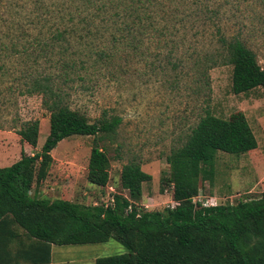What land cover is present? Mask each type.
Segmentation results:
<instances>
[{
    "label": "trees",
    "instance_id": "obj_1",
    "mask_svg": "<svg viewBox=\"0 0 264 264\" xmlns=\"http://www.w3.org/2000/svg\"><path fill=\"white\" fill-rule=\"evenodd\" d=\"M4 1L0 82L4 79L5 98L15 92L41 95L49 131L39 151L21 150L16 161L0 166V264H48L52 245L108 239L127 252L96 257L92 264H264V193L233 204L192 200L199 181H211L217 151L235 154L256 145L242 111L226 118L210 113L208 70L230 65L233 94L254 87L264 92V68L249 42L264 34V0ZM15 8L19 15L11 12ZM229 24L233 31L226 29ZM133 57L163 61L157 65L169 72V87L195 103L193 125L165 156L170 169L159 189L170 188L173 204L139 205L142 183L150 176L134 157L118 170L125 193L111 194V202L41 195L51 151L71 135L92 137L85 177L106 185L109 160L98 144L115 138L121 117L102 109L90 120L69 104L65 87L84 81L91 71L116 78ZM16 134L36 146L38 120L23 121Z\"/></svg>",
    "mask_w": 264,
    "mask_h": 264
},
{
    "label": "rangeland",
    "instance_id": "obj_2",
    "mask_svg": "<svg viewBox=\"0 0 264 264\" xmlns=\"http://www.w3.org/2000/svg\"><path fill=\"white\" fill-rule=\"evenodd\" d=\"M11 12L18 13L17 9ZM234 26L229 24L226 29L233 31ZM249 42L257 63L264 68V34L256 35ZM151 60L133 57L127 72L116 78H110L105 70L91 71L85 74L84 81L76 79L65 87L69 104L90 120L102 109L121 117L115 138L98 144L104 146L108 156L109 179L103 187L87 180L92 137L71 135L59 140L51 151L52 163L39 185L41 195L84 204H104L111 194L125 193L119 185L118 170L134 157L139 161V169L150 176L142 183L139 205L147 209L173 204L170 188L159 189L161 177L165 178L170 169L165 156L171 147L182 142L195 121L196 109L194 101L184 91L169 87V72ZM230 74L228 64L208 70V109L221 118L235 110L242 111L256 145L235 154L215 153L211 181L200 180L197 195L192 198L206 205L233 204L238 199L255 198L264 193V92L254 87L233 94L229 87ZM3 89L4 79L0 82V166L16 161L21 150L27 154L39 151L49 131V112L42 105L41 95L15 92L5 98ZM34 119L39 122V134L33 147L20 141L16 129L23 121ZM126 252L119 242L108 239L101 243L52 245L50 255L51 264H92L96 257Z\"/></svg>",
    "mask_w": 264,
    "mask_h": 264
},
{
    "label": "crops",
    "instance_id": "obj_3",
    "mask_svg": "<svg viewBox=\"0 0 264 264\" xmlns=\"http://www.w3.org/2000/svg\"><path fill=\"white\" fill-rule=\"evenodd\" d=\"M51 251H52V247H51ZM20 264H29V263H20ZM48 264H51V255H50V262Z\"/></svg>",
    "mask_w": 264,
    "mask_h": 264
},
{
    "label": "built area",
    "instance_id": "obj_4",
    "mask_svg": "<svg viewBox=\"0 0 264 264\" xmlns=\"http://www.w3.org/2000/svg\"><path fill=\"white\" fill-rule=\"evenodd\" d=\"M108 201H110V202H111V198H109V199H108ZM201 204H202V205H206L205 203H201Z\"/></svg>",
    "mask_w": 264,
    "mask_h": 264
}]
</instances>
